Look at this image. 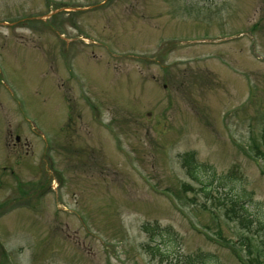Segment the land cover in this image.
<instances>
[{
    "label": "rangeland",
    "instance_id": "374dc122",
    "mask_svg": "<svg viewBox=\"0 0 264 264\" xmlns=\"http://www.w3.org/2000/svg\"><path fill=\"white\" fill-rule=\"evenodd\" d=\"M190 153L264 217V0H0V264L264 252Z\"/></svg>",
    "mask_w": 264,
    "mask_h": 264
},
{
    "label": "trees",
    "instance_id": "16d2710c",
    "mask_svg": "<svg viewBox=\"0 0 264 264\" xmlns=\"http://www.w3.org/2000/svg\"><path fill=\"white\" fill-rule=\"evenodd\" d=\"M183 164H185L184 166L186 167V174L201 185L200 191H204L203 193L205 197H207L208 195V198L211 199L212 194L210 193V191L212 190L213 182L216 184V188L225 190L223 193V197H221V195L219 194L221 198L219 196H215V198H212V201L216 200L217 205L224 207V213L229 220L237 219L241 227L243 228L255 225L258 230L264 231V217L260 218L258 216H255L251 211H249V193L242 189L240 182L236 180L235 182H232L229 179L230 176L227 175H220L219 177H215L214 173H211L212 177H214V180H209V178L206 177V179H204L206 181H202L196 176V174L198 173L197 170H199L202 166L199 167L196 164L192 153L187 154ZM241 212L245 214L242 215ZM250 213L252 214V216L250 215ZM143 228L145 232L150 234V241L154 240L155 233H157L158 235L160 234L158 225L154 227L152 225L145 224L143 225ZM158 246V243L148 245L149 254L151 256L160 255L162 253ZM209 260H211L209 255L198 253L197 255L191 256L184 264H197L198 262L199 264H204ZM246 261L248 262V264H264V252H262L261 255H259L258 252L257 255L252 257V259L248 258Z\"/></svg>",
    "mask_w": 264,
    "mask_h": 264
},
{
    "label": "flooded vegetation",
    "instance_id": "af4514ba",
    "mask_svg": "<svg viewBox=\"0 0 264 264\" xmlns=\"http://www.w3.org/2000/svg\"><path fill=\"white\" fill-rule=\"evenodd\" d=\"M19 140V139H18Z\"/></svg>",
    "mask_w": 264,
    "mask_h": 264
}]
</instances>
